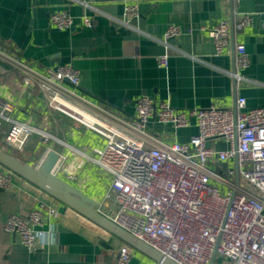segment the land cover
Listing matches in <instances>:
<instances>
[{"label": "built area", "instance_id": "built-area-1", "mask_svg": "<svg viewBox=\"0 0 264 264\" xmlns=\"http://www.w3.org/2000/svg\"><path fill=\"white\" fill-rule=\"evenodd\" d=\"M139 15L137 3L126 4L121 23L134 27ZM50 20L59 30L76 24L67 11L51 13ZM252 20L243 15L235 29L243 31ZM81 22L90 26L92 21L84 16ZM231 31L229 20L209 29L217 52L228 48ZM180 33L177 26L168 28L163 39L167 48ZM236 60L233 76L239 84L244 79L240 71L249 61L242 43L236 45ZM0 62L21 75L18 93L0 92V149L31 160L27 163L35 168L56 152L52 173L68 183L89 163L99 166L111 183L96 201L97 210L176 264H209L214 255L229 264H264V108L248 109L246 99L239 97L236 110L212 106L181 111L146 96L138 99L135 115L125 117L80 93V74L71 63L41 73L1 46ZM160 63L168 68V52ZM17 95L30 96L34 110L41 101L43 119L34 114L25 121L17 119ZM52 113L96 133L105 147L93 154L75 148L59 152L53 143L66 144L55 134ZM191 119L197 132L187 143H170L155 133V125L178 133L191 126ZM222 142L226 148L219 146ZM27 150L28 158L22 155ZM13 176L0 166V190L12 187ZM48 210L58 214L55 208ZM43 222V212L35 209L28 215H9L3 229L17 234L33 251L50 237ZM132 258L133 249L124 245L116 264H130Z\"/></svg>", "mask_w": 264, "mask_h": 264}, {"label": "crops", "instance_id": "crops-1", "mask_svg": "<svg viewBox=\"0 0 264 264\" xmlns=\"http://www.w3.org/2000/svg\"><path fill=\"white\" fill-rule=\"evenodd\" d=\"M129 3L139 7L134 27L121 23ZM56 11L70 13L75 26L57 29L50 20ZM245 14L253 20L237 31L235 24ZM262 14L264 0H0V46L41 73L71 63L80 74L78 91L125 117H133L138 99L146 96L181 111L212 106L234 109L239 97L246 99L248 109L264 108ZM84 16L91 19L90 26L81 22ZM222 20H229L232 31L228 48L217 52L209 29ZM173 25L181 33L167 48L164 35ZM241 43L249 61L240 71L244 79L238 84L233 73L236 45ZM165 52L168 68L160 63ZM20 78L18 71L0 62V92L11 89L18 93ZM16 99L17 119L25 121L31 114L43 119L46 112L41 101L34 110L30 96L17 95ZM52 119L55 134L66 144L53 143L59 152L75 148L93 154L94 149L105 147L103 138L71 119L59 113H52ZM195 124L191 119V126L178 133L160 125L154 129L165 141L187 143L197 132ZM219 146L227 145L222 142ZM30 153L27 150L22 155L28 158ZM70 183L98 201L109 190L111 179L102 168L89 163ZM49 208L58 214L51 215ZM35 209L43 212V229L51 234L31 251L3 226L9 215H28ZM124 245L128 244L17 175L9 190H0V264H116ZM132 249L130 264H153ZM214 264L229 263L216 257Z\"/></svg>", "mask_w": 264, "mask_h": 264}, {"label": "water", "instance_id": "water-1", "mask_svg": "<svg viewBox=\"0 0 264 264\" xmlns=\"http://www.w3.org/2000/svg\"><path fill=\"white\" fill-rule=\"evenodd\" d=\"M260 22L261 26L264 27V14L260 16ZM234 110H236V106ZM57 160L58 154L53 152L46 158L40 168H35L18 157L0 149V166L31 183L97 226L117 236L156 264H176L102 215L97 210V202L94 199L65 180L55 176L52 170ZM215 258L216 255L213 256L209 264H214Z\"/></svg>", "mask_w": 264, "mask_h": 264}, {"label": "rangeland", "instance_id": "rangeland-1", "mask_svg": "<svg viewBox=\"0 0 264 264\" xmlns=\"http://www.w3.org/2000/svg\"><path fill=\"white\" fill-rule=\"evenodd\" d=\"M153 264H154V262H153Z\"/></svg>", "mask_w": 264, "mask_h": 264}]
</instances>
